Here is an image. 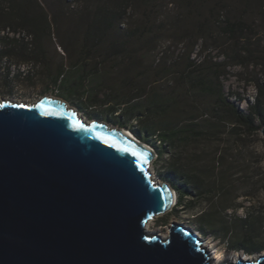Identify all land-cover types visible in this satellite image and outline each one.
I'll use <instances>...</instances> for the list:
<instances>
[{"label": "rangeland", "instance_id": "rangeland-1", "mask_svg": "<svg viewBox=\"0 0 264 264\" xmlns=\"http://www.w3.org/2000/svg\"><path fill=\"white\" fill-rule=\"evenodd\" d=\"M107 1L0 0V101L34 102L43 97L60 99L89 121L123 128L117 123L119 119L111 116L109 107L102 102L106 95L111 94L112 87L121 88L125 73L117 65L119 61L106 62L102 54L85 57L82 53L85 31L92 13ZM205 8L201 18L203 31L197 35L194 29L196 35L192 40L185 37L187 39L180 41L175 34L189 36L193 30L192 27L183 30L185 23L179 25V22L195 19L185 16L187 9L182 3L178 0H157L153 10L134 6L128 9L126 19L117 30L109 33L103 46L114 39H127L129 47L133 43V47L138 48L140 55L144 56V59H140L142 63L149 66L164 53L176 58L178 54L185 53L189 45L188 53L193 52L191 60L206 59L208 64L224 63L220 70L223 72L220 83L224 93L241 111L248 113L258 96L255 82L264 85V0H207ZM144 15L152 20L153 29L148 28L155 34L143 37L144 40L148 39V46L137 40L136 45L128 37L141 26ZM175 18H179V21ZM239 19L247 23L246 42L237 38L238 33L222 31L226 21ZM172 20L177 22L173 24ZM39 22L44 26L37 29ZM141 35L137 33V37ZM192 44L195 45L193 51ZM75 65L87 68L97 65L101 71L103 86L95 89L96 101L90 102L84 92L86 89L74 96L75 90L69 86L70 78L64 79ZM173 78L170 76L167 81ZM85 86L87 88L89 84L85 83ZM192 105L194 107L188 106L187 109L196 108L199 114L203 112L204 105L198 96H194ZM230 129L225 127V131L211 136L209 140L193 142L179 151L183 165L191 163L190 160L195 161L197 174L206 170L210 172L214 163L215 178L207 183L218 185L217 176H223L222 191L216 189L210 197L199 191L194 193L191 208L183 209L175 204L167 213L149 221L150 231L168 238L170 227L176 223L198 235L202 244L210 243V249L221 254L225 262L232 255L257 260L264 250L249 254L237 246L244 244L245 238L253 237L256 245L264 248L263 127L254 132ZM126 130L129 131L128 128ZM152 151L155 154L150 164L153 180L170 185L166 180L169 155L161 158L158 151L154 148ZM208 212L212 213L213 218L205 225L201 217ZM244 221L251 227H246Z\"/></svg>", "mask_w": 264, "mask_h": 264}, {"label": "water", "instance_id": "water-1", "mask_svg": "<svg viewBox=\"0 0 264 264\" xmlns=\"http://www.w3.org/2000/svg\"><path fill=\"white\" fill-rule=\"evenodd\" d=\"M124 129L58 99L0 101V264H210L190 229L145 230L177 193L153 180V147Z\"/></svg>", "mask_w": 264, "mask_h": 264}, {"label": "trees", "instance_id": "trees-1", "mask_svg": "<svg viewBox=\"0 0 264 264\" xmlns=\"http://www.w3.org/2000/svg\"><path fill=\"white\" fill-rule=\"evenodd\" d=\"M156 1L108 0L104 5H99L87 24L82 53L85 57H91L95 53L102 54L106 62H113L114 59L119 61L117 65L122 67L121 71L125 73L121 88L112 87L111 94L106 95L102 102L109 107V114L119 119L117 123L120 126L128 128L139 140L152 146L159 152L161 158L169 155L166 160L168 167L166 180L177 193L176 206L185 209L193 206L192 196L198 191L206 197L214 194L216 189L222 191L224 177L217 176L218 185L207 183L208 180L215 178L214 163L209 169L210 172L206 170L197 174L195 161L190 160L191 163L188 165L181 163L180 149L202 139L209 140L211 136L217 135L222 130L225 131V127H230L231 131L248 132L264 127V85L255 82L258 96L250 106L249 112L244 113L224 93L220 83L223 73L220 70L224 63L208 64L206 59L191 60L193 52L188 53L189 45L186 46V52L178 54L176 58L174 55L168 57L167 53H164L157 62L149 66L142 63L140 59H144V56L140 55L138 48L133 47V43H130L129 47L127 39H114L107 46H103L109 33L117 30L119 24L126 19L129 8L136 6L153 10ZM178 1L187 9L185 16L195 19L179 22V25L185 23L186 27L183 30L192 27L193 31L188 34L189 36L183 37L180 33L175 36L180 38V41L187 39L185 37L192 40L196 32L199 35L203 31L201 18L206 10L207 0ZM175 20L179 21V18ZM176 22L172 20L173 24ZM152 23L148 15H144L140 22L141 26L128 35L130 41L132 39L136 45L140 42L148 46V39L144 40L143 37L146 34L155 35L149 30V28L153 29ZM43 26L40 24L37 29ZM246 27L247 23L243 19L226 21L222 31L236 35L238 33L237 38L246 42L248 40L245 35ZM165 31L168 32L167 29ZM137 33H141V37H137ZM191 47L193 51L195 45L192 44ZM245 49L247 50V47ZM100 72L97 65L90 68L75 65L64 79L70 78L69 86L75 90L74 96L80 95L81 90L86 89L84 92L88 95V99L94 102L97 99L94 94L95 89L103 86ZM170 76H174L173 80L167 81ZM85 83L89 84L87 88ZM194 96H198L204 105L201 114L197 113L196 108L187 109L188 106H193ZM212 218V213L208 212L203 214L201 220L206 225ZM244 223L246 227H251L247 221ZM242 243L244 244L237 247L245 249L249 254L264 250L256 245L253 237L245 238Z\"/></svg>", "mask_w": 264, "mask_h": 264}, {"label": "bare ground", "instance_id": "bare-ground-1", "mask_svg": "<svg viewBox=\"0 0 264 264\" xmlns=\"http://www.w3.org/2000/svg\"><path fill=\"white\" fill-rule=\"evenodd\" d=\"M49 98V97H48ZM52 99H55V98H52ZM58 100H60V99H58ZM38 101V100H37ZM61 101V100H60ZM34 102H36V101H34ZM62 102H64V101H62ZM19 103H21V102H19ZM69 107V106H68ZM124 131H125V134H127L128 136H130L132 139H134L136 142H138L139 144H141V143H143V142H140V140H138V139H136L135 138V136L134 135H132V133L130 132V131H128V130H126V129H124ZM151 148V147H150ZM152 149V148H151ZM151 164H152V162H151ZM175 200L177 201V194H175ZM174 207V206H173ZM172 207V208H173ZM170 211V210H169ZM150 229H151V223L149 222V223H147L146 224V226H145V230L147 231V232H149V233H152L151 231H150ZM152 234H155V233H152ZM160 235V234H159ZM161 236V235H160ZM165 235H163L162 237L163 238H165L164 237ZM166 239V238H165ZM202 247L207 251V254L209 255V260H210V264H224L225 263V261L222 259V256H221V254H219V253H217V251H215L214 249V251L212 250V249H210V247H211V244L210 243H203L202 244ZM240 257H237V255H232L231 257H230V259L229 260H227L226 262L227 263H229V262H237L238 261V259H239ZM246 260H251V259H247L246 258Z\"/></svg>", "mask_w": 264, "mask_h": 264}, {"label": "snow or ice", "instance_id": "snow-or-ice-1", "mask_svg": "<svg viewBox=\"0 0 264 264\" xmlns=\"http://www.w3.org/2000/svg\"><path fill=\"white\" fill-rule=\"evenodd\" d=\"M80 127H83V125H79ZM101 139H104L105 142H108L107 138L105 137H101ZM125 151H127V149H124ZM133 155H138L137 153L133 152ZM143 161L146 162V157H142Z\"/></svg>", "mask_w": 264, "mask_h": 264}, {"label": "clouds", "instance_id": "clouds-1", "mask_svg": "<svg viewBox=\"0 0 264 264\" xmlns=\"http://www.w3.org/2000/svg\"><path fill=\"white\" fill-rule=\"evenodd\" d=\"M176 203H177V201H176ZM176 203H175V204H176Z\"/></svg>", "mask_w": 264, "mask_h": 264}]
</instances>
